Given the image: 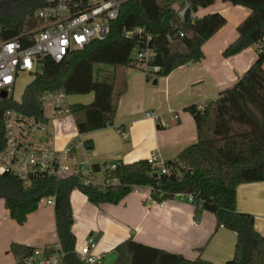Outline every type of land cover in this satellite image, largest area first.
Returning a JSON list of instances; mask_svg holds the SVG:
<instances>
[{
  "label": "trees",
  "instance_id": "16d2710c",
  "mask_svg": "<svg viewBox=\"0 0 264 264\" xmlns=\"http://www.w3.org/2000/svg\"><path fill=\"white\" fill-rule=\"evenodd\" d=\"M193 9L207 8L217 0H189ZM250 9L238 25V37L223 52L228 57L255 45L257 51L264 39V0H224ZM46 0H0V40L19 39L41 28L43 20L36 15ZM227 20L213 12L200 17L181 19L176 0H129L120 9L112 32L106 40H94L84 48L72 50L57 62L46 57L43 67L28 83L20 102L12 96L0 95V149L4 140V113L15 109L42 119L41 97L47 91L68 95L94 93L89 104L71 103V114L80 133H88L114 124L118 98L126 91L115 76L96 74L95 64L142 69L147 79L169 75L174 69L204 57L202 46L221 29ZM143 27L152 36L155 51L151 65L159 69L145 70L134 53L142 44L138 34L124 35L125 30ZM183 33V36L180 33ZM194 118L197 140L166 162V172L149 161L117 169H106L105 178L115 179L108 185L85 186L79 177L55 180L38 177L25 184L9 173L0 175V198L10 216L23 225L37 210L42 199L55 195V224L59 242L66 253L62 264H86L75 250L73 213L70 195L80 190L94 205L118 204L138 187H149L157 202L185 196L193 198L197 214L209 211L216 216L217 227L236 233L232 258L224 264H264V235L255 228L254 215L236 207L237 187L242 183L264 181V51L230 88L202 106L186 107ZM88 150L93 142L86 140ZM102 166H106L103 163ZM96 171L101 166H93ZM36 247L13 243L10 251L18 264ZM46 248H50L47 246ZM47 250V249H46ZM113 264H217L202 257L187 259L183 255L134 240L125 239L115 247Z\"/></svg>",
  "mask_w": 264,
  "mask_h": 264
},
{
  "label": "crops",
  "instance_id": "0c3cea01",
  "mask_svg": "<svg viewBox=\"0 0 264 264\" xmlns=\"http://www.w3.org/2000/svg\"><path fill=\"white\" fill-rule=\"evenodd\" d=\"M200 16L219 12L226 24L202 46L201 61L182 65L165 77L150 83L144 70L111 71L117 84L126 76V91L118 98L114 124L103 129L82 133V140H91L93 148L85 158L91 164L121 161L126 166L149 161L156 154L167 162L197 140L193 116L186 107L202 106L232 87L258 58L255 45L226 57L224 50L238 37L237 27L248 16L250 9L217 0L207 8L198 9ZM99 64H95L97 66ZM102 67V66H101ZM72 97V99H71ZM94 93L69 95L70 103L89 104ZM152 111L158 119L146 118ZM177 116V117H175ZM72 114L50 121L58 149L65 148L79 133L76 123L71 127ZM66 129V130H65ZM102 178L103 176L100 175ZM149 187H140L120 203L92 204L80 190L70 195L73 213V231L78 252L89 236L95 240L93 252L101 255L104 264H113L117 258L115 247L128 238L176 252L187 259L202 257L217 264L232 258L237 235L225 227H217L216 216L203 211L185 196L164 200L161 204L151 197ZM39 203L23 225H19L0 198V264H18L10 251L13 243L36 248L54 246L59 242L55 224V207ZM236 207L255 217V228L264 235V181L242 183L237 187Z\"/></svg>",
  "mask_w": 264,
  "mask_h": 264
},
{
  "label": "built area",
  "instance_id": "2783aa9c",
  "mask_svg": "<svg viewBox=\"0 0 264 264\" xmlns=\"http://www.w3.org/2000/svg\"><path fill=\"white\" fill-rule=\"evenodd\" d=\"M127 1L129 0H46L45 5L36 13L44 24L26 36L29 44L19 39L0 40V93L7 92V97L13 94L21 73H29L34 78L42 71L46 57L59 62L72 50L84 48L94 40H106L112 32L114 21L119 17L121 6ZM176 5L182 20L200 17L199 10L193 9L189 0H176ZM134 34L142 39V44L135 51V58L143 64L146 71H157L159 66L151 65L155 55L150 45L152 36L143 27L124 31L126 36ZM180 35L183 36V33ZM258 50L264 51V39ZM100 68L103 65L95 66L97 75L98 72L101 73ZM41 102L44 111L42 119L11 108L5 111V144L0 149V175L13 174L25 184H30L41 176L55 180L77 176L85 186L115 183V179L105 178L104 172L107 168L117 169L122 164L121 161L107 162L104 167L98 164L102 168L96 171L93 167L95 164L85 158L88 149L85 140L81 138L82 133L79 132L65 148L56 147V136L49 123L71 114L69 95L47 91L42 95ZM144 116L155 120L159 117L152 111H146ZM149 162L161 172H166V162L156 154L151 156ZM100 175L103 177L98 179ZM188 200L192 202L193 198L189 196ZM45 202L54 205L55 195L46 197ZM160 203L165 204L164 201ZM94 246L95 240L89 236L77 255L86 264H104L102 256L93 252ZM65 255L58 242L50 248H35L31 254L22 258L21 263L62 264Z\"/></svg>",
  "mask_w": 264,
  "mask_h": 264
},
{
  "label": "rangeland",
  "instance_id": "374dc122",
  "mask_svg": "<svg viewBox=\"0 0 264 264\" xmlns=\"http://www.w3.org/2000/svg\"><path fill=\"white\" fill-rule=\"evenodd\" d=\"M134 56H136L135 55V53H134ZM129 68H131V69H136V70H139L138 68H133V67H128V68H125V67H120V68H118L117 70H116V72L117 73H120V72H122L124 69H129ZM108 69V68H107ZM107 69H105V68H100V70H101V75H102V77H106V78H111L112 76H111V71L110 70H107ZM140 70H142V69H140ZM126 74L125 75H123L122 77H121V75H120V77H118V75H117V78L118 79H120V78H122V81H123V85L125 86V90H126ZM155 78L154 77H152V79L150 80V83H152L153 82V80H154ZM33 80V75H31V74H29V73H21L20 75H19V77L17 78V82H16V85H15V87H14V90H13V94H11L12 96H13V99L15 100V101H17V102H20L21 101V98H22V95H23V92H24V90H25V87L28 85V83H30L31 81ZM120 86H122L120 83H118V87L120 88ZM10 95V96H11ZM71 99H72V97H71ZM74 119H70V123H71V127L72 126H74L75 124H74V121H73ZM66 130V129H65ZM101 177L99 176V178L98 179H100ZM44 202H45V200H44Z\"/></svg>",
  "mask_w": 264,
  "mask_h": 264
},
{
  "label": "water",
  "instance_id": "95a60500",
  "mask_svg": "<svg viewBox=\"0 0 264 264\" xmlns=\"http://www.w3.org/2000/svg\"><path fill=\"white\" fill-rule=\"evenodd\" d=\"M156 83H157V80L155 79V80H154V84H156ZM0 95H1L2 97H7V92L2 91V92L0 93Z\"/></svg>",
  "mask_w": 264,
  "mask_h": 264
}]
</instances>
